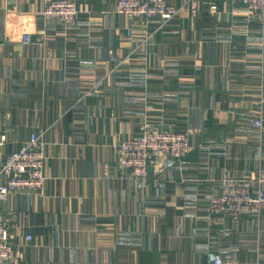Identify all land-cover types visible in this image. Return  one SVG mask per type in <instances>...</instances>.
<instances>
[{
	"label": "crops",
	"instance_id": "1",
	"mask_svg": "<svg viewBox=\"0 0 264 264\" xmlns=\"http://www.w3.org/2000/svg\"><path fill=\"white\" fill-rule=\"evenodd\" d=\"M50 1L0 0V169L34 132L47 156L40 191L0 200L11 264H264V211L208 209L225 179L264 170V16L169 0L161 25L76 0L69 25L44 16ZM142 129L188 131L191 150L138 178L114 144Z\"/></svg>",
	"mask_w": 264,
	"mask_h": 264
},
{
	"label": "built area",
	"instance_id": "2",
	"mask_svg": "<svg viewBox=\"0 0 264 264\" xmlns=\"http://www.w3.org/2000/svg\"><path fill=\"white\" fill-rule=\"evenodd\" d=\"M252 13L264 16V0H239ZM115 10L135 18H154L161 25L171 22L179 13V8L169 0H114ZM214 8H216L214 6ZM47 15L61 18L66 23L77 22L79 9L76 0H53L45 10ZM25 43L31 42L30 34L23 37ZM262 126V119L254 120ZM0 144L6 137L0 134ZM43 141L36 133L22 143L19 150L6 156L0 169L4 182L0 183V200H6L12 190L25 189L40 191L45 180V151ZM119 149L121 166L132 171L133 175L143 178L148 174L150 163L158 156L164 155L181 161L191 149L190 135L186 131H152L144 129L134 137L116 144ZM222 193L209 198L210 211L214 213L236 212L237 214L260 213L264 207V189L254 188L250 179L225 180ZM264 182V176L258 178ZM31 238V236H29ZM13 245L9 227L0 222V264H11ZM203 264H223L218 253L208 254Z\"/></svg>",
	"mask_w": 264,
	"mask_h": 264
},
{
	"label": "rangeland",
	"instance_id": "3",
	"mask_svg": "<svg viewBox=\"0 0 264 264\" xmlns=\"http://www.w3.org/2000/svg\"><path fill=\"white\" fill-rule=\"evenodd\" d=\"M53 0H51L50 2H49V4L52 2ZM48 4V5H49ZM47 5V6H48ZM47 6H46V8H47ZM46 8H45V10H46ZM45 10H44V16L46 17V18H58V17H55V16H50V15H47L46 14V12H45ZM118 13V12H117ZM120 14H122V13H120ZM126 15V14H125ZM142 18H144V17H142ZM58 19H61V18H58ZM62 20V19H61ZM63 22H65L64 20H62ZM66 23V22H65ZM76 23V22H75ZM75 23H73V24H75ZM67 24H69V23H67ZM73 24H69V25H73ZM26 34H24L23 35V37L25 36ZM144 129H142V130H140L139 132H137V134L138 133H141L142 131H143ZM152 131H154V130H152ZM160 131H173V130H158V131H156V132H160ZM178 131H184V130H178ZM186 132H188V131H186ZM34 133H36V132H34ZM0 134H2L1 132H0ZM32 134V133H31ZM36 134H38L39 136H40V139L43 141V144H44V151H45V142H44V140H43V136H42V134H39V133H36ZM137 134H135V135H137ZM188 134H189V132H188ZM5 137H6V140H5V142L7 141V135L6 134H3ZM134 135V136H135ZM0 136H2V135H0ZM31 136V135H30ZM133 136V137H134ZM30 138V137H29ZM28 138V139H29ZM132 138V137H131ZM27 139V140H28ZM127 139H130V138H127ZM127 139H124V140H127ZM124 140H121V141H119V142H117V143H115L114 144V148H115V150H116V154H117V162L121 165V163H120V158H119V149H118V147H116L115 145L116 144H121L122 143V141H124ZM26 141V140H25ZM5 142H3V144L5 143ZM2 145V144H1ZM21 146H22V144L20 145V147L19 148H17V149H15L14 151H16V150H19L20 148H21ZM191 150V149H190ZM11 152H13V151H11ZM10 152V153H11ZM190 152V151H189ZM9 153V154H10ZM168 158H171V157H168ZM186 158V157H185ZM184 158V159H185ZM6 159V158H5ZM46 159H47V156H46V151H45V164H46ZM171 159H173V158H171ZM183 159V160H184ZM174 160V159H173ZM175 161H177V160H175ZM182 161V160H181ZM177 162H180V161H177ZM150 166V165H149ZM125 168V167H124ZM128 169V168H127ZM44 171H45V169H44ZM148 172H149V168H148ZM44 174H45V180H46V173L44 172ZM148 175V174H147ZM260 176H264V170L261 172V174L259 175V177ZM258 177V178H259ZM143 178H146V176L145 177H143ZM143 178H141V179H143ZM242 178H245V179H250V180H252V181H250L251 182V184L253 183V186H254V188H256L257 189V187H258V184H259V187L261 188V189H264V187H263V184H264V182H262V183H259V181H257L258 180V178L256 179V180H254V179H252V178H247V177H238V178H227V179H225V180H241ZM44 180V181H45ZM223 181V183H222V185H221V190H220V193L219 194H215V195H211V196H217V195H220L221 193H222V189H223V187H224V184H225V182L226 181ZM45 183V182H44ZM23 190H25V189H15V190H12L11 191V193L12 192H17V191H23ZM29 191H32V190H29ZM211 196H209L208 197V209H209V211H210V204H209V198L211 197ZM263 209H262V211L260 212V213H246V214H239V215H254V216H256L257 218H260V216L262 215V213H263V211H264V207H262ZM211 212V211H210ZM224 213H234V212H221V213H214V212H211V214H214V215H218V214H224ZM234 214H237L236 212L234 213Z\"/></svg>",
	"mask_w": 264,
	"mask_h": 264
}]
</instances>
